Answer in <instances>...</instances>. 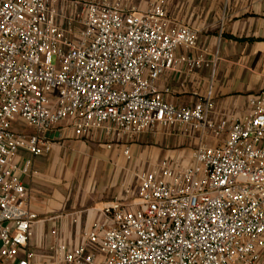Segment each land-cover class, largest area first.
Here are the masks:
<instances>
[{
	"label": "built area",
	"instance_id": "1",
	"mask_svg": "<svg viewBox=\"0 0 264 264\" xmlns=\"http://www.w3.org/2000/svg\"><path fill=\"white\" fill-rule=\"evenodd\" d=\"M170 22L165 0L142 12L121 0H0V264H264V95L230 123L212 117L211 96L167 100L166 70L206 64L177 55L199 32ZM64 120L81 137L100 131L109 149L123 145L128 160L135 138L159 126L216 142H200L188 165L165 158L138 172L136 198L105 205L75 239L51 227L38 241L21 178L32 160L16 158L49 152L46 134Z\"/></svg>",
	"mask_w": 264,
	"mask_h": 264
},
{
	"label": "crops",
	"instance_id": "2",
	"mask_svg": "<svg viewBox=\"0 0 264 264\" xmlns=\"http://www.w3.org/2000/svg\"><path fill=\"white\" fill-rule=\"evenodd\" d=\"M121 1L142 12L157 0ZM165 5L170 26L187 24L199 32L196 48H179L177 55L202 56L206 63L194 70L185 63L166 70L158 80L165 98L177 105H193L211 96L215 120L230 123L244 118L251 110L249 98L264 95V0H165ZM22 131L34 132V128L25 125ZM46 135L52 142L49 152L34 155L21 149L16 158L20 166L32 160L30 172L21 178L40 219L38 241L51 227L75 239L81 228L100 218L105 205L136 198L138 172L162 158L188 165L194 148L213 137L187 126H159L132 142L128 160L123 145L107 148L100 131L81 137L69 120ZM76 214L81 216L78 225L72 222Z\"/></svg>",
	"mask_w": 264,
	"mask_h": 264
},
{
	"label": "rangeland",
	"instance_id": "3",
	"mask_svg": "<svg viewBox=\"0 0 264 264\" xmlns=\"http://www.w3.org/2000/svg\"><path fill=\"white\" fill-rule=\"evenodd\" d=\"M55 60H56V58H54L53 59V61L55 62ZM15 127V129H20V130H22V126H20V125H16V126H14ZM140 135H138L136 138H135V142L137 141V139H138V137H139ZM212 139H213V137H212ZM212 139L211 138H208V139H206V141L204 142V143H206V144H208V145H211L213 142H212ZM163 159V158H162ZM162 159H159V160H157V161H155L154 163H157V162H159L160 160H162ZM149 166V165H148ZM36 238H37V236H36Z\"/></svg>",
	"mask_w": 264,
	"mask_h": 264
}]
</instances>
